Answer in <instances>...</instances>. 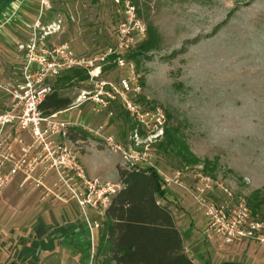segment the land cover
I'll use <instances>...</instances> for the list:
<instances>
[{
	"label": "rangeland",
	"instance_id": "1",
	"mask_svg": "<svg viewBox=\"0 0 264 264\" xmlns=\"http://www.w3.org/2000/svg\"><path fill=\"white\" fill-rule=\"evenodd\" d=\"M27 1L21 7L19 22L0 28L2 80L9 77L21 61L18 57L23 56L22 52L17 55L12 37L27 43L39 17L42 24H51L52 31L58 29L46 39L48 46L68 42L75 52L85 56L101 55L114 47L117 26L125 18L123 0H49L51 8L43 7L41 0ZM137 1L141 22L153 24L161 33L160 48L144 50L130 59L129 54L138 52V45L145 39L137 36L122 55L125 65L108 60L102 64L100 78L116 83L125 78L139 85L140 91L131 98L144 109L163 108L167 115L165 128H178L182 141L198 161L186 163L175 152L165 151L161 146L164 136L150 138L120 100L98 113L87 102L62 117L87 127H78L71 134L80 156L91 147L102 149L82 157L84 164L97 166L88 175L120 182L116 179L119 162L124 168L154 167L167 174L183 170L189 190L201 185V178L210 177L219 187L208 190L209 197L219 201L226 198L220 188H228L236 201H247L258 189L264 192V0ZM8 2L1 0L0 7ZM7 38L10 45L5 42ZM66 83L59 93L69 97L71 105L83 90L93 89L89 79ZM104 136H113L124 149L138 155L140 164L133 165L123 153L110 150ZM15 181L0 193L2 241L13 231L20 233L23 221L32 219L19 216V211L36 208L53 213L56 206L48 189ZM55 181L54 175L46 180L52 191ZM169 189L178 196L190 195L189 190L176 184ZM192 199L191 213L205 218ZM254 215L264 221V205ZM97 217L103 223L104 214ZM199 225L204 229L206 218H200ZM96 237L99 244L100 231ZM184 247L199 264H264V246L256 242H226L212 236L206 237L201 248L188 243Z\"/></svg>",
	"mask_w": 264,
	"mask_h": 264
},
{
	"label": "built area",
	"instance_id": "2",
	"mask_svg": "<svg viewBox=\"0 0 264 264\" xmlns=\"http://www.w3.org/2000/svg\"><path fill=\"white\" fill-rule=\"evenodd\" d=\"M41 1L43 7L51 8L49 0ZM123 5L125 18L117 26L115 46L106 53L81 55L68 42L48 46L46 39L58 29L52 31L51 25L42 26L39 17L30 40L19 45L23 53L20 63L14 65L13 72L5 80L0 75V192L15 177L22 176L26 183L46 188L54 197L62 198V192L68 193L79 206V217L87 231L86 264H96L98 259L96 234L101 230L102 222L97 215L105 214L122 184L88 175L80 160V148L71 138L74 129L87 127L65 119L62 114L87 102L92 103V109L98 113L108 110L113 102L120 100L150 138H162L167 122L163 108L144 109L131 98L140 91L139 85H133L125 78L119 83L100 78L102 64L113 57L111 62L124 66V52L130 49L137 36H147V26L138 17L134 3L123 0ZM19 9V5L13 9L5 23L15 18ZM127 65L134 68L132 63ZM71 69L85 70L93 89L83 90L76 101L64 110L45 112L42 105L47 96L55 91L58 77ZM2 70L0 74L4 72ZM103 138L110 150L123 153L133 165L140 164L139 156L124 149L113 136ZM157 171L166 186L176 184L187 189L183 170L172 174ZM50 175L56 178L53 191L44 182ZM201 179L204 181L201 185L196 184L194 190H187L206 218L205 237L218 236L226 242L241 240L264 246V221L254 215L248 202L244 198L236 201L228 188H220L226 196L225 200L210 198L208 190L218 184H213L210 177Z\"/></svg>",
	"mask_w": 264,
	"mask_h": 264
},
{
	"label": "trees",
	"instance_id": "3",
	"mask_svg": "<svg viewBox=\"0 0 264 264\" xmlns=\"http://www.w3.org/2000/svg\"><path fill=\"white\" fill-rule=\"evenodd\" d=\"M133 3L141 17L138 1L134 0ZM160 42V31L148 23L147 36L138 45V52L128 57L134 59L139 52L158 49ZM88 78V73L81 69H71L59 77L55 91L47 96L42 105L45 112L64 110L71 105L72 100L59 93V89L66 86V81H86ZM161 146L165 151L171 150L181 156L186 163L198 161L182 141L178 128H165ZM205 165L208 169L209 164ZM117 169L122 187L105 210L96 264H199L185 251L183 235L174 215L160 200L164 198L168 186L157 169L124 168L120 164ZM247 202L257 214L264 205V192L259 189L254 191ZM87 248L88 244L86 254Z\"/></svg>",
	"mask_w": 264,
	"mask_h": 264
},
{
	"label": "crops",
	"instance_id": "4",
	"mask_svg": "<svg viewBox=\"0 0 264 264\" xmlns=\"http://www.w3.org/2000/svg\"><path fill=\"white\" fill-rule=\"evenodd\" d=\"M8 1L10 2L0 7V28L11 24L12 21L18 23L19 15L23 11H21V7L24 8L28 2L27 0ZM18 5L20 6L18 18H12L8 23H5L11 11ZM42 26L47 27L45 23ZM51 35L53 33L48 37ZM12 38L18 50L17 55H20L19 53L22 51L19 49V45L25 42L17 36ZM10 41L9 38L5 39L8 45H10ZM18 58L19 61L20 57ZM0 69L3 68L0 67ZM95 151H102V149L89 148L80 156L81 161L83 156H90ZM118 164L120 163L116 164V179H119ZM83 165L88 174L97 169L96 164L88 166L83 162ZM50 176L53 177V175ZM15 178L16 181H21L23 185L26 184L22 176ZM48 178L49 176L44 182L46 187L50 188L46 183ZM61 195L62 198L53 195L55 198L53 202L56 204L53 207V213L36 208L19 211V216H24L23 218L33 217L29 221H23L22 225L19 226L20 233L14 234L13 231L4 241L0 237V264H86L87 231L79 217V206L74 199L69 197L68 193L62 192ZM160 200L172 211L176 224L183 235L184 244H195L201 248L206 237L203 235L204 229L200 227L199 220L205 218L199 213H191L194 202L192 197L186 193L184 197L178 196L167 187L164 198Z\"/></svg>",
	"mask_w": 264,
	"mask_h": 264
},
{
	"label": "water",
	"instance_id": "5",
	"mask_svg": "<svg viewBox=\"0 0 264 264\" xmlns=\"http://www.w3.org/2000/svg\"><path fill=\"white\" fill-rule=\"evenodd\" d=\"M231 263V262H230Z\"/></svg>",
	"mask_w": 264,
	"mask_h": 264
}]
</instances>
